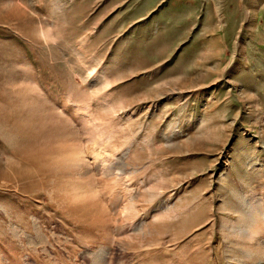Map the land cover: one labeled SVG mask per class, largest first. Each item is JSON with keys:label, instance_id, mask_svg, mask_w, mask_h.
I'll use <instances>...</instances> for the list:
<instances>
[{"label": "rangeland", "instance_id": "374dc122", "mask_svg": "<svg viewBox=\"0 0 264 264\" xmlns=\"http://www.w3.org/2000/svg\"><path fill=\"white\" fill-rule=\"evenodd\" d=\"M200 1L0 0V264H264V0Z\"/></svg>", "mask_w": 264, "mask_h": 264}, {"label": "crops", "instance_id": "0c3cea01", "mask_svg": "<svg viewBox=\"0 0 264 264\" xmlns=\"http://www.w3.org/2000/svg\"><path fill=\"white\" fill-rule=\"evenodd\" d=\"M161 1H163V0H154L153 4H151L148 8L145 9L146 13H149L148 16H150L151 14H154L153 17L156 18L157 14L159 12H162V11L166 10V9H162V6H164V3L160 4L159 6H157ZM172 1L176 2L178 4H181V5H179L180 9L181 8L187 9V7H189L192 4H201L200 0L199 1L198 0H172ZM204 3H206V2H204ZM158 10H159V12H157ZM140 73H141V75H143L142 72H140Z\"/></svg>", "mask_w": 264, "mask_h": 264}, {"label": "bare ground", "instance_id": "6f19581e", "mask_svg": "<svg viewBox=\"0 0 264 264\" xmlns=\"http://www.w3.org/2000/svg\"><path fill=\"white\" fill-rule=\"evenodd\" d=\"M244 252H246V251H244ZM250 253H251V252H250ZM250 253H249V254H250ZM251 254H252V253H251ZM245 256H246V255H245ZM247 256H248V254H247ZM250 256H251V255H250Z\"/></svg>", "mask_w": 264, "mask_h": 264}]
</instances>
